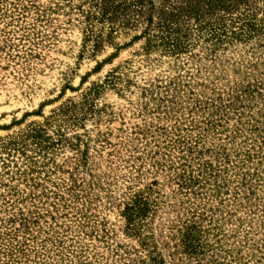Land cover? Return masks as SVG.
<instances>
[{
  "label": "rangeland",
  "instance_id": "374dc122",
  "mask_svg": "<svg viewBox=\"0 0 264 264\" xmlns=\"http://www.w3.org/2000/svg\"><path fill=\"white\" fill-rule=\"evenodd\" d=\"M183 1L0 0V264H264V0Z\"/></svg>",
  "mask_w": 264,
  "mask_h": 264
},
{
  "label": "trees",
  "instance_id": "16d2710c",
  "mask_svg": "<svg viewBox=\"0 0 264 264\" xmlns=\"http://www.w3.org/2000/svg\"><path fill=\"white\" fill-rule=\"evenodd\" d=\"M185 3L184 7H182L183 11H175L173 13H171V18L172 19H179V15H181L182 13H185L186 17H196L197 19H199V17L205 13V11L207 13H211L213 11H234V10H240L242 7L244 8V6H248L250 0H187V1H183ZM256 2V1H255ZM170 19H165L163 22L164 24H168L169 21H171ZM171 22H176V21H171ZM168 27L164 26V31L162 33H167L166 36H162V38L164 39H168L170 38V35L172 32V30L167 29ZM175 38H171V40H173ZM178 39V38H176ZM179 41H176L175 43H172L171 46L175 47L176 50L179 48L178 45ZM142 199H138V202H142Z\"/></svg>",
  "mask_w": 264,
  "mask_h": 264
}]
</instances>
